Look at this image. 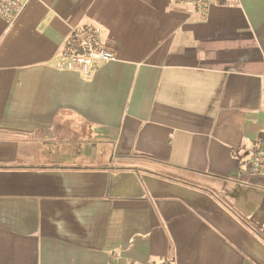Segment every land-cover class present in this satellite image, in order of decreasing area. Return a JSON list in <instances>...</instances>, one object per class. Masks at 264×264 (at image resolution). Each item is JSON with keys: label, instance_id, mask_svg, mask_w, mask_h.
<instances>
[{"label": "crops", "instance_id": "1", "mask_svg": "<svg viewBox=\"0 0 264 264\" xmlns=\"http://www.w3.org/2000/svg\"><path fill=\"white\" fill-rule=\"evenodd\" d=\"M116 60L60 70L73 30ZM264 0H30L0 18V264H264Z\"/></svg>", "mask_w": 264, "mask_h": 264}, {"label": "built area", "instance_id": "2", "mask_svg": "<svg viewBox=\"0 0 264 264\" xmlns=\"http://www.w3.org/2000/svg\"><path fill=\"white\" fill-rule=\"evenodd\" d=\"M195 10L207 14L209 9L221 0H177ZM30 0H0V18L8 25L14 24ZM103 30L99 26H88L73 30L56 63L60 70H78L88 76L101 64L116 60L113 52L102 46ZM252 175H264V131L258 137L246 170ZM148 264H172L151 262Z\"/></svg>", "mask_w": 264, "mask_h": 264}]
</instances>
